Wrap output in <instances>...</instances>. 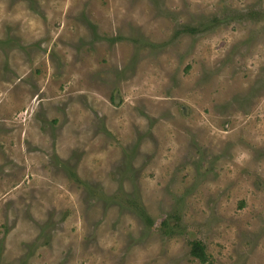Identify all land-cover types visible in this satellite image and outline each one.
Returning <instances> with one entry per match:
<instances>
[{
  "label": "rangeland",
  "instance_id": "rangeland-1",
  "mask_svg": "<svg viewBox=\"0 0 264 264\" xmlns=\"http://www.w3.org/2000/svg\"><path fill=\"white\" fill-rule=\"evenodd\" d=\"M194 240L264 264V0H0V264Z\"/></svg>",
  "mask_w": 264,
  "mask_h": 264
},
{
  "label": "trees",
  "instance_id": "trees-1",
  "mask_svg": "<svg viewBox=\"0 0 264 264\" xmlns=\"http://www.w3.org/2000/svg\"><path fill=\"white\" fill-rule=\"evenodd\" d=\"M210 21L212 23L205 24V22H203L201 23L200 26H196V27L184 25L176 31V36H178L181 33H189L192 35H198L203 32L214 30L222 22L217 17L212 18ZM138 212L141 217L142 216L145 217V220H147L150 225L152 224V221L150 220L149 217H147V213L143 208L139 207ZM167 224H168V221H166L165 219L162 225L167 226ZM190 253L192 256L198 258L203 264H216L211 259L210 255L207 253L206 246L201 240L191 241Z\"/></svg>",
  "mask_w": 264,
  "mask_h": 264
}]
</instances>
